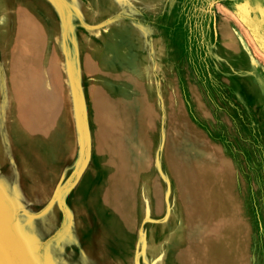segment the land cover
Segmentation results:
<instances>
[{
  "label": "rangeland",
  "instance_id": "obj_1",
  "mask_svg": "<svg viewBox=\"0 0 264 264\" xmlns=\"http://www.w3.org/2000/svg\"><path fill=\"white\" fill-rule=\"evenodd\" d=\"M0 264H264V0H0Z\"/></svg>",
  "mask_w": 264,
  "mask_h": 264
},
{
  "label": "bare ground",
  "instance_id": "obj_2",
  "mask_svg": "<svg viewBox=\"0 0 264 264\" xmlns=\"http://www.w3.org/2000/svg\"><path fill=\"white\" fill-rule=\"evenodd\" d=\"M61 67H63V66L61 65Z\"/></svg>",
  "mask_w": 264,
  "mask_h": 264
}]
</instances>
